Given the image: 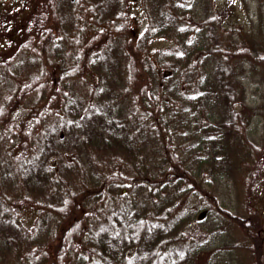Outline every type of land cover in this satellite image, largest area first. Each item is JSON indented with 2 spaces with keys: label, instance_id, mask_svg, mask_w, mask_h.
Masks as SVG:
<instances>
[{
  "label": "trees",
  "instance_id": "1",
  "mask_svg": "<svg viewBox=\"0 0 264 264\" xmlns=\"http://www.w3.org/2000/svg\"><path fill=\"white\" fill-rule=\"evenodd\" d=\"M239 1L0 0V264H264V103L242 80L264 31Z\"/></svg>",
  "mask_w": 264,
  "mask_h": 264
},
{
  "label": "rangeland",
  "instance_id": "2",
  "mask_svg": "<svg viewBox=\"0 0 264 264\" xmlns=\"http://www.w3.org/2000/svg\"><path fill=\"white\" fill-rule=\"evenodd\" d=\"M133 18V26L137 31L141 28V23L143 22V15L138 11L134 12ZM235 14L237 20H239L245 28L258 29L259 26L264 31V0H243L239 1L235 8ZM246 90L249 101L251 104L261 106L264 103V75L263 71L258 66H252L250 63L245 64V72L244 77L242 78ZM261 112V108L257 111ZM254 127L251 131H253V135L255 139H259L264 133V123L261 117V123L254 122L251 124V127ZM216 195L220 202H223L228 208L232 211L238 212V204H237V191L238 185L232 181V179L223 178V180L216 185ZM257 194L258 205L260 206V210L262 211V219L264 222V179L259 181V185L253 189ZM254 198V193H253ZM196 202V201H195ZM199 204H203V202H197ZM205 205H207L206 200H204ZM200 206L198 216L199 218H204L203 220L207 221L204 223L205 225L211 226L215 223L216 219H218L215 211L207 206L205 209ZM214 237L218 240L220 244H223V240H232L235 236L236 238H241V234L237 231V229L226 226L221 230H216L214 232ZM215 243V242H214ZM219 261L221 264H244L245 258H243V253H238L232 250H222L220 251ZM245 257V255H244Z\"/></svg>",
  "mask_w": 264,
  "mask_h": 264
}]
</instances>
